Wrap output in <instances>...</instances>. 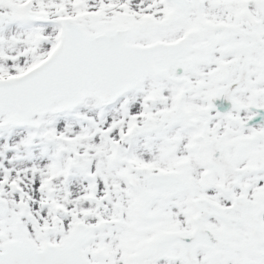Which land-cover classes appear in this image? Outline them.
I'll list each match as a JSON object with an SVG mask.
<instances>
[{
  "label": "snow or ice",
  "instance_id": "snow-or-ice-1",
  "mask_svg": "<svg viewBox=\"0 0 264 264\" xmlns=\"http://www.w3.org/2000/svg\"><path fill=\"white\" fill-rule=\"evenodd\" d=\"M0 264H264V0H0Z\"/></svg>",
  "mask_w": 264,
  "mask_h": 264
}]
</instances>
